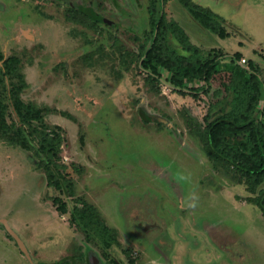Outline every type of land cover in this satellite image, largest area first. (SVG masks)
<instances>
[{"label": "rangeland", "instance_id": "1", "mask_svg": "<svg viewBox=\"0 0 264 264\" xmlns=\"http://www.w3.org/2000/svg\"><path fill=\"white\" fill-rule=\"evenodd\" d=\"M192 1L222 19L226 38L179 0H0V264H264V215L246 201L264 185L251 194L216 167L187 122L205 126L212 92L195 97L200 85L187 83L182 94L139 66L155 8L204 59L223 54L228 66L240 53L246 65L232 66H252L264 81V0ZM10 58L19 60L12 75ZM13 91L40 120L19 117ZM261 110L264 121V100ZM51 131L62 136L57 158L40 149ZM79 200L117 230L119 245L72 221Z\"/></svg>", "mask_w": 264, "mask_h": 264}, {"label": "trees", "instance_id": "2", "mask_svg": "<svg viewBox=\"0 0 264 264\" xmlns=\"http://www.w3.org/2000/svg\"><path fill=\"white\" fill-rule=\"evenodd\" d=\"M179 1L203 29L222 39L228 36L220 24L222 19L210 9L195 4L192 0ZM79 13L98 22V17L89 10L81 9ZM151 26L153 30L146 42L149 46L145 43L140 47V69L147 73L148 81L168 82L175 91L182 94H186L187 83L200 85L190 89L195 97L201 91L207 95L212 92L213 101L205 126L199 125L190 116L187 117V122L191 131L203 143L207 156L215 166L231 171L240 184L246 185L249 193L257 194L258 189L264 185V121L261 119L264 81L252 66L243 69L232 66L243 59L240 53L234 55L232 64L228 66L222 65L223 54L204 59L202 50L189 42L185 30L176 21H167L165 13L158 19L155 8H152ZM170 36L182 46L183 53L172 48ZM18 62L17 58H10L4 63L8 75L15 72ZM214 84H219L220 88L213 90ZM12 98L14 108L22 120L30 122L41 119L40 113L32 111L14 91ZM0 120L3 122L2 127L7 128L6 106L1 97ZM61 146L62 136L59 132L44 133L40 147L43 153L57 158ZM45 169L49 172V184L60 189L61 184L54 180L55 175L50 166L45 165ZM68 188L72 193L73 187L69 182ZM246 201L258 206L264 215V192L261 191L258 196L247 198ZM60 211L67 212L64 204H61ZM77 219L100 229L103 232L102 241L107 247L119 245L117 230L107 226L95 206L79 200L72 213V221ZM53 264H64V260Z\"/></svg>", "mask_w": 264, "mask_h": 264}, {"label": "water", "instance_id": "3", "mask_svg": "<svg viewBox=\"0 0 264 264\" xmlns=\"http://www.w3.org/2000/svg\"><path fill=\"white\" fill-rule=\"evenodd\" d=\"M12 236L16 239V241L18 242L19 246L22 248V250L27 254V251L23 245V243L20 241V239L12 232L10 231Z\"/></svg>", "mask_w": 264, "mask_h": 264}, {"label": "built area", "instance_id": "4", "mask_svg": "<svg viewBox=\"0 0 264 264\" xmlns=\"http://www.w3.org/2000/svg\"><path fill=\"white\" fill-rule=\"evenodd\" d=\"M246 63H247V60H245L244 58L241 61H239V64L242 66H245Z\"/></svg>", "mask_w": 264, "mask_h": 264}]
</instances>
